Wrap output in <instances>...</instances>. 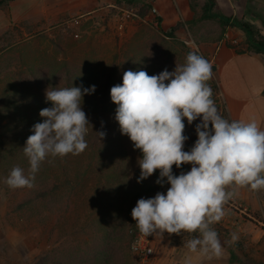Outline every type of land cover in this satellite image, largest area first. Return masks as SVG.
Returning <instances> with one entry per match:
<instances>
[{
    "label": "rangeland",
    "instance_id": "374dc122",
    "mask_svg": "<svg viewBox=\"0 0 264 264\" xmlns=\"http://www.w3.org/2000/svg\"><path fill=\"white\" fill-rule=\"evenodd\" d=\"M205 3L189 0L191 20L163 24L148 3L114 0L101 11L69 15L50 32H32L19 45H0V264H36L49 255L68 256L69 264H141L131 248L138 231L131 211L140 198L156 195L152 187L160 173L137 183L142 152L121 133L110 90L122 85L128 70L150 76L172 72L189 52L209 61L210 43L242 45L243 30L229 31L219 19L203 18ZM81 84L96 86L81 104L90 124L87 148L78 155L46 157L31 188H10L6 178L13 167L28 174L29 160L17 150L23 151L33 126L43 122L40 111L52 107L46 91ZM200 121L189 125L184 119V151ZM172 171L181 174L184 164ZM235 191V208L211 225L221 256L189 252L187 241L198 232H164L152 234L145 264H185L189 257L191 264H264V189Z\"/></svg>",
    "mask_w": 264,
    "mask_h": 264
},
{
    "label": "clouds",
    "instance_id": "9594fccd",
    "mask_svg": "<svg viewBox=\"0 0 264 264\" xmlns=\"http://www.w3.org/2000/svg\"><path fill=\"white\" fill-rule=\"evenodd\" d=\"M212 74L207 59L189 52L186 62L172 72L165 69L152 76L144 70L124 72L122 85L113 86L110 95L118 105L115 118L121 133L142 152L137 183L159 170L155 183L163 186L167 178L170 184L166 194L157 192L153 198L137 201L131 216L139 232L145 237L198 232L187 241L189 252L219 257L223 249L211 225L224 217V205L238 188L264 189V129L254 119L229 121L219 113L207 83ZM95 90V85L81 84L46 91L52 107L40 111L43 122L33 126L34 134L23 148L28 174L13 167L6 178L10 188H31L46 157L78 155L87 148L90 124L81 104L83 96ZM185 118L189 125L201 118L190 151L183 150L188 139L183 134ZM183 164H191V170L174 175L173 165ZM236 239L233 234L232 240ZM185 264H191L190 257Z\"/></svg>",
    "mask_w": 264,
    "mask_h": 264
},
{
    "label": "crops",
    "instance_id": "0c3cea01",
    "mask_svg": "<svg viewBox=\"0 0 264 264\" xmlns=\"http://www.w3.org/2000/svg\"><path fill=\"white\" fill-rule=\"evenodd\" d=\"M113 1L4 0L0 6V45H19L25 41L23 37L31 35L32 32H50L56 25L60 26V22L66 20L69 15L79 13L82 16V13L88 15L101 11L103 6H111ZM141 1L153 8L162 18L163 24L170 20H191L193 17L189 0ZM212 1L214 15L224 16L230 23H248L264 38V0ZM227 29L234 32L239 30L231 25L227 26ZM242 34L246 40L243 42L242 38L236 42H243L245 49L239 50L242 45L231 46L221 41L210 43L211 45L206 47V54L213 65V74L223 94L225 118L229 121L254 119L264 129V55L249 50L248 35L246 32ZM244 198V195H241L239 201L247 205L248 202H245Z\"/></svg>",
    "mask_w": 264,
    "mask_h": 264
},
{
    "label": "trees",
    "instance_id": "16d2710c",
    "mask_svg": "<svg viewBox=\"0 0 264 264\" xmlns=\"http://www.w3.org/2000/svg\"><path fill=\"white\" fill-rule=\"evenodd\" d=\"M3 1L4 0H0V6L3 4ZM191 1L196 2L198 0H191ZM212 4H213L212 0H207L205 8H204L205 15L203 18H205V19L217 18L220 21H222L223 23H225V26L231 25L233 27L240 28L241 30L246 32V34L248 35V38H249L248 48H249V50H252L256 53L264 54V38L261 37L260 34L250 24L240 22V21H232V23H230V20L225 18L224 16L214 15L212 13ZM193 8H194V5H193ZM258 39H261V40L259 41ZM21 151L22 150H19V151L17 150V155L18 156L22 155V159H24L26 155L24 154L23 151L22 152ZM182 169H183V165H182ZM173 174L176 176L180 175V173H175V172H173ZM164 179H165V183L163 184V186L155 184L152 187V190L154 191V193H157V192L163 193L164 188L167 187L168 185H170L166 182L167 178H164ZM59 256L60 255H58V257ZM68 260H69L68 256L62 258L61 260H58V258H56L55 256L49 255L47 257H42L40 259V261H38L36 264H69Z\"/></svg>",
    "mask_w": 264,
    "mask_h": 264
},
{
    "label": "built area",
    "instance_id": "2783aa9c",
    "mask_svg": "<svg viewBox=\"0 0 264 264\" xmlns=\"http://www.w3.org/2000/svg\"><path fill=\"white\" fill-rule=\"evenodd\" d=\"M226 37H228V36H226ZM233 43H236V41H233ZM211 81H212V83L210 84V87H211L212 92H213L212 98L215 102L216 107L218 108L219 113L225 118L226 117V109H225L223 94L221 92L219 83H218V81L214 75H213V78ZM210 127H211V125H210ZM197 139H198V136L196 134L195 139H194V141H193V143H192V145L188 151L191 150V148L194 146ZM191 167H192L191 164H184V172L183 173L190 171ZM169 187H170V185L165 187L163 193L166 194L167 189ZM234 204H235L234 199L233 198L230 199L224 205L225 213H228V211H232L233 208H235ZM151 239H152V235L145 237L139 232V230L134 235L131 248H132L133 254L136 255V257L138 258V261L141 264H145L149 260L150 256L152 255V248L150 247Z\"/></svg>",
    "mask_w": 264,
    "mask_h": 264
}]
</instances>
